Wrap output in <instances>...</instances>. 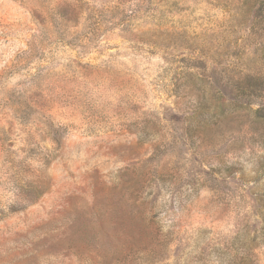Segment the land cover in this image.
Masks as SVG:
<instances>
[{
  "label": "rangeland",
  "instance_id": "374dc122",
  "mask_svg": "<svg viewBox=\"0 0 264 264\" xmlns=\"http://www.w3.org/2000/svg\"><path fill=\"white\" fill-rule=\"evenodd\" d=\"M0 264H264V0H0Z\"/></svg>",
  "mask_w": 264,
  "mask_h": 264
},
{
  "label": "trees",
  "instance_id": "16d2710c",
  "mask_svg": "<svg viewBox=\"0 0 264 264\" xmlns=\"http://www.w3.org/2000/svg\"><path fill=\"white\" fill-rule=\"evenodd\" d=\"M35 190L37 191L38 195L41 194L40 191H38L36 188H35Z\"/></svg>",
  "mask_w": 264,
  "mask_h": 264
}]
</instances>
